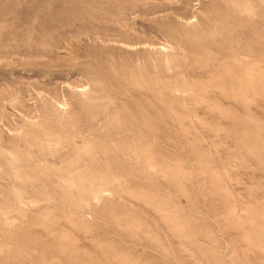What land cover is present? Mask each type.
Returning <instances> with one entry per match:
<instances>
[{
	"label": "rangeland",
	"instance_id": "obj_1",
	"mask_svg": "<svg viewBox=\"0 0 264 264\" xmlns=\"http://www.w3.org/2000/svg\"><path fill=\"white\" fill-rule=\"evenodd\" d=\"M0 264H264V0H0Z\"/></svg>",
	"mask_w": 264,
	"mask_h": 264
},
{
	"label": "bare ground",
	"instance_id": "obj_2",
	"mask_svg": "<svg viewBox=\"0 0 264 264\" xmlns=\"http://www.w3.org/2000/svg\"><path fill=\"white\" fill-rule=\"evenodd\" d=\"M258 87H261L260 85H257ZM237 89H239L238 92H245V93H248L251 89V84H249V80L247 79H243L240 81L239 84H237Z\"/></svg>",
	"mask_w": 264,
	"mask_h": 264
}]
</instances>
